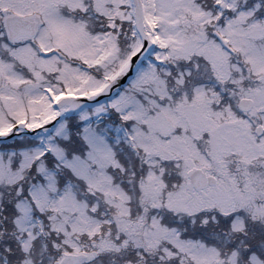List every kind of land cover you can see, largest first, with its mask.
I'll use <instances>...</instances> for the list:
<instances>
[{"label": "snow or ice", "instance_id": "snow-or-ice-1", "mask_svg": "<svg viewBox=\"0 0 264 264\" xmlns=\"http://www.w3.org/2000/svg\"><path fill=\"white\" fill-rule=\"evenodd\" d=\"M0 264H264V0H0Z\"/></svg>", "mask_w": 264, "mask_h": 264}]
</instances>
